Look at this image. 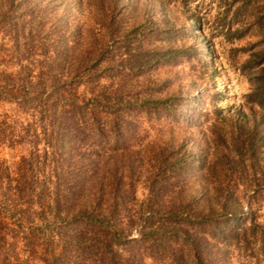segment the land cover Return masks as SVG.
Returning <instances> with one entry per match:
<instances>
[{
    "label": "rangeland",
    "instance_id": "rangeland-1",
    "mask_svg": "<svg viewBox=\"0 0 264 264\" xmlns=\"http://www.w3.org/2000/svg\"><path fill=\"white\" fill-rule=\"evenodd\" d=\"M263 50L264 0H0V264H82V210L130 264H264Z\"/></svg>",
    "mask_w": 264,
    "mask_h": 264
},
{
    "label": "trees",
    "instance_id": "trees-1",
    "mask_svg": "<svg viewBox=\"0 0 264 264\" xmlns=\"http://www.w3.org/2000/svg\"><path fill=\"white\" fill-rule=\"evenodd\" d=\"M258 57V61H255ZM256 63L258 66L264 64V50L259 54H253L248 60L246 65ZM260 76L258 80L262 81L261 85L258 83L257 87L260 90V95H264V66L261 67ZM258 104L261 107H264V101L259 99ZM80 218V223L84 229L90 234L92 240L99 238L97 236H104L102 242L105 244L103 247H98L96 249L93 245L86 247L84 244L81 245L79 249L82 251V264H90L91 261H95L94 264H130L129 259L119 258L116 250L113 249V244L116 243L114 234L110 230L105 229L104 221L95 216L93 211L82 210L78 216ZM80 235H87L84 232H81ZM106 240V241H105ZM92 257L94 259H92ZM136 264V263H134ZM139 264V263H137Z\"/></svg>",
    "mask_w": 264,
    "mask_h": 264
}]
</instances>
